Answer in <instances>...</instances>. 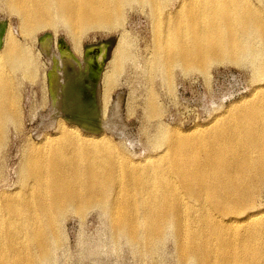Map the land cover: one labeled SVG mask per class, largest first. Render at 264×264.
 <instances>
[{
	"label": "bare ground",
	"instance_id": "1",
	"mask_svg": "<svg viewBox=\"0 0 264 264\" xmlns=\"http://www.w3.org/2000/svg\"><path fill=\"white\" fill-rule=\"evenodd\" d=\"M259 2L0 0V8L18 18L17 26L7 25L0 48V161L22 125L18 74L32 83L41 78L44 100L54 98L52 122L40 141H25L17 184L0 186V264H57L65 220L75 215L82 221L95 208L107 216L113 238L128 241L139 259H156L172 234L177 264H264V211L255 203L264 187V0ZM132 13L148 22L150 41L135 31ZM47 30H62L81 55L91 34L118 35L101 79L102 111L95 104L100 73H94V91L83 95L77 72L84 65L73 72L79 80L67 83L63 70L72 57L66 54L56 61L59 78L50 95L41 53H51V39L38 37ZM37 41L42 48L35 51ZM130 64L143 70V132L158 150L136 162L108 135L123 132L100 116L107 117ZM226 64L253 69L256 83L248 97L200 132L162 123L166 108L157 83L175 96L178 71L209 79L213 66ZM70 111L78 118L64 116ZM82 121L87 123L80 127Z\"/></svg>",
	"mask_w": 264,
	"mask_h": 264
},
{
	"label": "rangeland",
	"instance_id": "2",
	"mask_svg": "<svg viewBox=\"0 0 264 264\" xmlns=\"http://www.w3.org/2000/svg\"><path fill=\"white\" fill-rule=\"evenodd\" d=\"M247 1L253 4L259 2V0ZM260 4L259 2V5ZM1 20L7 21L8 24L13 26H17L18 23V18L14 14L7 12L4 8H0V21ZM131 21L135 23V31L141 36L140 38H145L147 41H150V27L146 19L139 14L132 13ZM14 29L15 27L13 31H16V29ZM94 35L95 34H91L90 37L86 39L83 49L88 56L90 55V57L94 59L92 69L100 73L99 90L96 94L97 99L95 100V104L98 109L102 111L103 87L101 79L111 59L112 51L115 47L114 42L118 39V35L116 33ZM47 36L51 39V53L49 55L43 51V53H41V61L46 64V71L51 67L50 58L53 52L58 54V47H56L57 45L55 46L57 40L60 42L59 46L62 50L67 48L75 57H82L81 54L75 52L71 42L67 39L62 30L59 35H55L51 30L41 32L38 35L39 39L40 37H44L43 40H46ZM17 37L21 39L19 34H17ZM141 46H144V43H141ZM33 48L35 51L40 50L42 48L41 41H37L33 45ZM99 53H101L103 59L101 55L98 58ZM88 56H86L85 59H87ZM246 67L247 68H240L231 64L216 65L209 70V79L205 74L200 72H194L189 76H184L178 71L175 80V96L168 94L166 90L157 83L160 101L166 108V113L161 119L162 123L164 122L166 125L178 128L179 131H183V133L198 130L200 132L202 128L208 126L216 117L223 115L230 105L239 102L243 97H248L251 94V91L255 88L254 84L256 83V77H254L255 75L251 72L253 69L249 65ZM135 68L137 69L138 66L130 64L127 67L126 72L123 73L120 78V85L112 94V104L106 115L107 117H103L102 112L100 116L101 120L104 118L105 121L109 119L112 123L114 122V124H112L113 130L123 132V134H115V132L113 133L111 130V132H108V135L112 136L118 143L119 151L121 150L127 153V155L136 162L145 159L147 155L157 154L158 150L156 148V150L150 148L153 146H150L148 143V136L146 133L144 134L146 131V122H144L146 97L145 78L141 73L143 72L142 68L140 67L141 70H135ZM18 76L21 78L20 107L22 112V125L18 132L15 133L13 131L15 143L13 149L8 153L6 152L7 154H4V161H0V163L3 164H1L0 167L2 168L0 169V175L2 176L0 177V186L6 185L11 187L17 184V173H19L21 167L22 151L25 141L30 139L34 141V143H38L41 136L46 132L44 126L50 125L52 122L50 108L52 105V98L49 97L46 101L44 100L45 97L42 90V85L44 84L42 79L39 78L32 83L28 78L21 77L20 74H18ZM119 98H121V101H118ZM129 102L133 104L132 113L128 112ZM117 106L120 109H116ZM10 148H7V150H10ZM162 148L164 149V147ZM115 151L119 152L116 148ZM255 203L258 212L264 211V187L262 193L255 199ZM108 221L105 213H102V210L96 208L90 210L82 221L79 220L77 216L70 215L63 225L67 238L65 237L66 240H64V247L61 248V252H58L57 257L59 258H57V264L178 263L175 253L176 240H174L175 238L172 237V234H169L170 238L168 236L163 247H161L160 255H157L156 259L153 258L156 262L150 258L144 260L141 257L140 260V256L128 241L125 239H119L118 241L113 238V231L112 228L110 229ZM112 239H114V241ZM67 259L69 260L67 261Z\"/></svg>",
	"mask_w": 264,
	"mask_h": 264
},
{
	"label": "flooded vegetation",
	"instance_id": "3",
	"mask_svg": "<svg viewBox=\"0 0 264 264\" xmlns=\"http://www.w3.org/2000/svg\"><path fill=\"white\" fill-rule=\"evenodd\" d=\"M60 44L58 43L57 44V46L56 47H58V54H56L55 52H53V55L51 56V67H50V69H48V76L50 77H48L49 79V81H48V84H49V93H50V95H52V92H53V94H54V91H53V88L55 87V84H56V82H58V81H56L55 79H57V77L59 78V68H58V66H57V62H58V60L59 59H61L60 57H62L61 55H65L66 57H68L69 58V60H71V57H72V61H70V65L68 66V67H66L64 70H63V72H64V75H66V76H64L63 77V79L64 80H66V78H69V80H72V79H70L71 77L73 78V82L74 83H76L78 80H76L77 78V76H74L73 75V72H75V69H76V64L77 65H84V70H83V72L81 73V72H77V74L80 76H78L79 78H83V80L81 81L82 82V88L81 89H83L82 90V92L83 91H86V92H83V95H85V96H89L90 95V93L91 92H93L94 91V88H95V86H94V82H93V77L95 76V74L94 73H97L96 71H94L92 68H93V61H94V59H93V57H90V55L88 56L87 55V53L86 52H84V49H83V55H82V57L81 58H78V57H75L67 48H65V49H61V47L59 46ZM67 51V52H66ZM62 53H64V54H62ZM105 53V52H104ZM50 54V53H49ZM61 54V55H60ZM70 54V56H68ZM48 55V54H47ZM72 55V56H71ZM86 56H88L87 57V59H85L86 58ZM99 58V57H98ZM101 58L103 59V57L101 56ZM89 59V60H88ZM92 62H91V61ZM55 61V62H54ZM57 61V62H56ZM85 62V63H84ZM56 69V70H55ZM52 73V74H51ZM56 73V74H55ZM55 77V78H54ZM53 78V79H52ZM61 78V77H60ZM86 79V80H85ZM59 80V79H58ZM64 80L63 81H60V88H61V90L63 91V87H64ZM69 80L67 81V83L69 82ZM52 81V82H51ZM51 82V83H50ZM71 82V81H70ZM91 85V86H90ZM83 86H85V87H83ZM51 87H52V89H51ZM90 90L89 92H88V90ZM85 89V90H84ZM64 92V91H63ZM86 93L88 94V95H86ZM54 101V98H52V102ZM98 110H100V109H98ZM72 112V113H71ZM71 113V114H70ZM70 113H69V115H64V116H66V117H70V118H72V119H75V117L76 118H78L77 116H76V114H77V111H70ZM86 117V116H85ZM81 123V124H80ZM85 125L87 122H85V121H82V122H79L78 124L80 125V127L82 126H84L83 124ZM78 125V126H79Z\"/></svg>",
	"mask_w": 264,
	"mask_h": 264
},
{
	"label": "water",
	"instance_id": "4",
	"mask_svg": "<svg viewBox=\"0 0 264 264\" xmlns=\"http://www.w3.org/2000/svg\"><path fill=\"white\" fill-rule=\"evenodd\" d=\"M7 25H8L7 21H4V20L0 21V48L3 46V37H4V34H5V30H6ZM116 41H117V39L115 40L114 45H115ZM39 46H40V44H39Z\"/></svg>",
	"mask_w": 264,
	"mask_h": 264
}]
</instances>
